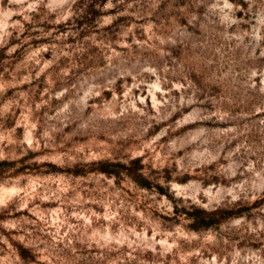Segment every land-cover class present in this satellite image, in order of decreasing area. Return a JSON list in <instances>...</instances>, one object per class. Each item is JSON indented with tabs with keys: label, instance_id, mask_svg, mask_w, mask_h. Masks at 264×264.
I'll return each instance as SVG.
<instances>
[{
	"label": "rangeland",
	"instance_id": "rangeland-1",
	"mask_svg": "<svg viewBox=\"0 0 264 264\" xmlns=\"http://www.w3.org/2000/svg\"><path fill=\"white\" fill-rule=\"evenodd\" d=\"M0 264H264V0H0Z\"/></svg>",
	"mask_w": 264,
	"mask_h": 264
}]
</instances>
